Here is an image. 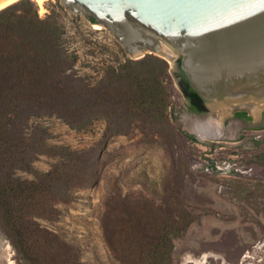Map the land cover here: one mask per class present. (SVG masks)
<instances>
[{
  "label": "rangeland",
  "instance_id": "rangeland-1",
  "mask_svg": "<svg viewBox=\"0 0 264 264\" xmlns=\"http://www.w3.org/2000/svg\"><path fill=\"white\" fill-rule=\"evenodd\" d=\"M43 6V18L59 25L63 64L54 96L44 90L28 101L13 132L33 147L32 168L16 175L49 188L37 217L25 216L44 244L20 250L0 224L3 263L154 264L162 238L172 264H264V108L255 126L234 116L257 120L246 105L223 114L207 101L205 113L192 112L177 76L179 51L162 41L171 59L134 58L103 25L59 0ZM255 85L245 88L264 92L263 82ZM210 116L223 119L222 138H201L189 126ZM208 160L240 170L208 171Z\"/></svg>",
  "mask_w": 264,
  "mask_h": 264
},
{
  "label": "water",
  "instance_id": "water-1",
  "mask_svg": "<svg viewBox=\"0 0 264 264\" xmlns=\"http://www.w3.org/2000/svg\"><path fill=\"white\" fill-rule=\"evenodd\" d=\"M59 2L106 27L131 57L161 55L162 48L170 53L162 41L179 51L176 69L185 73L206 106L240 92L264 93L262 87L245 88L264 83V0ZM253 116L255 126L261 112Z\"/></svg>",
  "mask_w": 264,
  "mask_h": 264
},
{
  "label": "trees",
  "instance_id": "trees-1",
  "mask_svg": "<svg viewBox=\"0 0 264 264\" xmlns=\"http://www.w3.org/2000/svg\"><path fill=\"white\" fill-rule=\"evenodd\" d=\"M49 19L39 16L32 0H20L0 11V224L5 231L17 235L15 245L20 250L44 244L43 230L35 229L34 224L27 225L25 216L32 213L37 217L41 200L49 188L42 179L31 181L16 175L17 170L32 168L33 147L21 132L13 131L28 101L43 95L44 90L54 96L53 74L63 64V49L57 33L59 25ZM183 75L180 84L189 110L205 113L204 99L191 87L184 72ZM237 116L251 119L245 111L238 112ZM179 230L175 225L172 239L179 236ZM130 239L134 241L136 235L132 233ZM166 241L162 238L154 241V264H172L168 256L170 249L165 254L161 248Z\"/></svg>",
  "mask_w": 264,
  "mask_h": 264
},
{
  "label": "bare ground",
  "instance_id": "bare-ground-1",
  "mask_svg": "<svg viewBox=\"0 0 264 264\" xmlns=\"http://www.w3.org/2000/svg\"><path fill=\"white\" fill-rule=\"evenodd\" d=\"M19 0H1L0 1V11L5 9L6 7L12 5L13 3L17 2ZM40 6H41V14L45 13V8L43 6L45 0H36ZM96 29H102V26L97 24L95 25ZM160 54L164 57H169V59H171L170 57V53L167 50H164V48H162V50L160 51ZM264 95V94H263ZM262 95V96H263ZM259 97V99H256L255 102H252L246 97H229L227 98V100L225 101H221L219 103L215 102V106L217 105L218 108H220L222 110V113L225 114V112H227L229 110V108H231L233 105H246V106H251V109L253 112H256V114L258 113L257 109L258 108H264V97ZM213 117V116H212ZM210 116V118H204L201 119L200 122H196V121H190L189 126H191L192 130L194 132H196L198 134V136H200L201 138H222L224 132L223 126H222V121L223 119H217V118H212ZM0 264H4L2 259H1V254H0Z\"/></svg>",
  "mask_w": 264,
  "mask_h": 264
},
{
  "label": "built area",
  "instance_id": "built-area-1",
  "mask_svg": "<svg viewBox=\"0 0 264 264\" xmlns=\"http://www.w3.org/2000/svg\"><path fill=\"white\" fill-rule=\"evenodd\" d=\"M40 12V16L43 17L46 15L45 14H41V10ZM236 165H234L233 163L229 162V161H223V162H218V161H214V160H208L203 164V167H205L206 170L208 171H214L216 170H227V171H239V168L235 167Z\"/></svg>",
  "mask_w": 264,
  "mask_h": 264
},
{
  "label": "flooded vegetation",
  "instance_id": "flooded-vegetation-1",
  "mask_svg": "<svg viewBox=\"0 0 264 264\" xmlns=\"http://www.w3.org/2000/svg\"><path fill=\"white\" fill-rule=\"evenodd\" d=\"M177 76H178V78H179V82L181 83V81L183 80V77H184L183 72H182L181 70L177 71ZM180 85H181V84H180ZM204 104H205V106H206L205 100H204ZM206 107H207V106H206ZM195 113H198V112H195ZM198 114H200V113H198ZM248 115L251 117V119H248V118H246V117H240V116H237V114L234 115V116H235V118H237V119H241V120H243L246 124H251V123L253 122V117H252L249 113H248Z\"/></svg>",
  "mask_w": 264,
  "mask_h": 264
},
{
  "label": "crops",
  "instance_id": "crops-1",
  "mask_svg": "<svg viewBox=\"0 0 264 264\" xmlns=\"http://www.w3.org/2000/svg\"><path fill=\"white\" fill-rule=\"evenodd\" d=\"M237 119V118H236ZM238 120V119H237ZM241 120V119H240ZM240 122H244L243 120H241ZM252 125V124H251Z\"/></svg>",
  "mask_w": 264,
  "mask_h": 264
}]
</instances>
